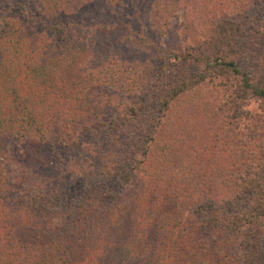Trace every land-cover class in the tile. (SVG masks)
<instances>
[{
	"label": "trees",
	"instance_id": "trees-1",
	"mask_svg": "<svg viewBox=\"0 0 264 264\" xmlns=\"http://www.w3.org/2000/svg\"><path fill=\"white\" fill-rule=\"evenodd\" d=\"M30 1L59 20L93 5L123 15L129 2ZM254 1L152 0L159 35L184 9L203 40L160 51L159 65L98 53L102 64L86 74L78 71L90 57L84 36H65L61 21L47 34L32 31L34 19H3L0 140L22 142L44 162L84 133L101 140L58 170L81 180L76 195L39 191L17 205L0 165V264H264V46L231 17ZM77 24L116 33L117 44L145 42L127 18ZM250 101L259 113L245 108ZM240 118L245 133L233 128ZM245 143H261L256 158Z\"/></svg>",
	"mask_w": 264,
	"mask_h": 264
},
{
	"label": "rangeland",
	"instance_id": "rangeland-1",
	"mask_svg": "<svg viewBox=\"0 0 264 264\" xmlns=\"http://www.w3.org/2000/svg\"><path fill=\"white\" fill-rule=\"evenodd\" d=\"M129 2H123L122 14L113 13L111 15L104 14L100 12L98 8H94L95 5L87 7L89 12L81 11L76 15L63 16L62 19H58V16L54 13L41 12L34 6V4L29 0H0V26L3 24V19H8L14 21L15 23L24 22L26 19H34L36 22H32V27L34 32L52 33L51 23L58 22L63 23L65 27V36H84L87 40L89 51V59L80 65V73H88L91 68L95 66H100L103 61V57L98 58V53H102L105 57L109 55L116 56L117 54H122L126 59H137L140 61H146L150 65H159V57L157 53L163 51L167 53L169 50H176L179 48H184L187 46L195 45L203 40L204 34L201 26L199 25V19L192 12L184 9L176 10L173 15L169 18L168 23L162 29L166 30L163 35L158 33V23L155 19V13L151 8L152 0H128ZM223 13V12H222ZM227 15L229 13L225 11ZM98 14L101 21H115L116 18L133 21L134 27L142 26L143 36L145 39L144 44L136 45H126L124 43H116V33L111 35H103L97 33L90 28H81L77 23L82 22L85 25L91 19L93 15ZM224 14V13H223ZM222 16L217 14V17ZM236 18L237 21L242 23L246 28L252 29L255 32V41H257L260 46L259 51L264 46V2L260 0H255L249 8L241 11L236 16H231ZM43 19V20H41ZM46 19V20H44ZM203 19V17H202ZM40 20V23L37 22ZM51 20V21H50ZM61 21V22H60ZM218 20H215V22ZM56 36L59 33L55 34ZM93 99L89 100L90 106H96V102ZM261 103L258 101H250L245 108L253 113H259L261 111ZM98 107H103L98 105ZM98 113L101 109L97 110ZM103 112V111H102ZM236 123L238 127L233 125V128L240 130V132H246L245 128L246 120L240 118ZM234 124V123H233ZM80 130L74 132L76 135L79 134ZM80 138V137H79ZM78 140V139H77ZM76 140L75 145L70 146L68 149H59L58 158L55 155L52 162H44V157L40 158L32 157V151L26 148V145L18 140L12 139L10 137L0 140L4 144L3 150L0 149V165L4 174L7 176L8 185L13 191L10 200L20 205L31 199L28 197L31 193L43 195L44 192L50 194L54 189L59 191L64 187H68V191L71 195L78 194L80 190L81 180L74 179L68 180V176H58V170H62L67 162V158H70V165H78L81 163L84 157H89L92 150L95 149L96 145L101 140V136H95L89 132L84 133L81 140L78 142ZM78 143V144H77ZM246 152L253 150L255 148V158L257 157L258 150L261 148V143H255V147L251 144L247 146L245 143ZM89 153V154H88ZM224 156L221 157V160ZM43 160V161H42ZM226 160H229L226 157ZM46 174L47 176L54 177L53 182L46 185L43 184L39 178L38 174ZM42 183V184H41ZM40 191V192H39ZM39 192V193H38ZM19 193V194H18ZM20 197H17V196ZM16 198L20 199L17 200ZM10 200H8L10 202ZM22 200V201H21ZM21 201V203H20ZM188 214L185 213V217Z\"/></svg>",
	"mask_w": 264,
	"mask_h": 264
}]
</instances>
